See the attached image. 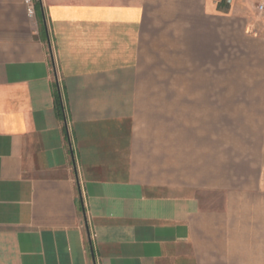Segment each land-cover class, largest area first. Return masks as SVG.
I'll use <instances>...</instances> for the list:
<instances>
[{"label":"crops","instance_id":"crops-1","mask_svg":"<svg viewBox=\"0 0 264 264\" xmlns=\"http://www.w3.org/2000/svg\"><path fill=\"white\" fill-rule=\"evenodd\" d=\"M225 2L180 0L162 26L146 0H33L34 34L24 0H0V264L241 257L245 200L194 198L230 188L226 160L264 163V35ZM161 48L179 50L165 88L144 71Z\"/></svg>","mask_w":264,"mask_h":264},{"label":"rangeland","instance_id":"rangeland-1","mask_svg":"<svg viewBox=\"0 0 264 264\" xmlns=\"http://www.w3.org/2000/svg\"><path fill=\"white\" fill-rule=\"evenodd\" d=\"M128 1L129 3L135 2V0ZM179 2L180 0H177V2H175V0H146V9L150 14H155V16H158V21L162 24V26L169 25L168 20H174V18L169 16L170 14H174V12L176 11V9L173 8V4ZM261 2H264V0H230V2H225V7L228 8L231 6H237L243 14L250 18L254 28L256 29V32L258 34L264 35V16H262L257 9L258 5ZM177 5L178 9L180 10L186 9L183 3ZM150 19H152V17ZM178 24H180L178 25V27H183V20ZM161 38V42L167 41L168 39L167 35L164 36V34L161 35ZM49 39L51 43L52 40L50 36ZM149 53L151 54V58L149 59L150 63L147 61ZM144 54L145 62H147V64H144V71L149 73H152L154 71L160 73L161 87H167L169 73H174L172 71L180 70V66L177 65L179 63V50H176L174 55V50L172 51L168 48H161V50H155V52L152 49L150 51L145 49ZM192 56L199 59L200 51L196 50V52H194ZM230 58L231 54L229 53L227 55L226 53V63L224 66H220V68L224 67L226 79L227 76H229L227 69H229L231 66V64L227 63V60ZM175 60L176 64H173ZM194 65H189L188 67L184 66V71L186 68V71L189 70L188 73L190 75H193V68H198V71L200 73L202 66H200L199 64L198 66ZM206 69L207 66L204 68L203 72H205ZM197 76L201 75L199 74ZM192 79L193 77L190 76L189 81ZM194 82L195 80L192 81L193 84ZM225 87L232 88L231 85L227 84V82L225 83ZM196 114H199V112H197ZM225 134L226 140L227 138H229V135H232L230 133V130H225ZM195 145H199V142L194 143V146ZM225 164L226 168L227 166L229 167V169L232 168V173L228 174V171H226L225 178L226 185L230 188L226 189L225 193H206L201 191H194V198L201 202L202 208L210 211L222 209V205H224L223 202H225L227 208L229 206L227 205V201L239 202L241 200H245L244 203L246 205V209L242 212L245 213L246 216L251 214V217H253L255 215V220H252L251 218L249 223L250 226H240L239 232L231 230L230 233L232 235L229 236L228 240V243L231 246V252L236 249L235 254H240L241 257L237 258L235 255L231 256L229 264H264V163L261 162L259 166L257 164L256 166L249 167V164H247L246 162L235 164L234 162H229L228 160H226ZM248 173H252V176L245 178V176L243 175ZM196 178L198 177L195 176L194 179ZM255 187H257L258 189H255V191L253 192V189ZM260 188L262 190H260ZM254 202H256L257 204V213L255 212V210L253 211L252 208H250L251 210L248 209L249 205L252 206ZM249 227L251 228V230H249Z\"/></svg>","mask_w":264,"mask_h":264},{"label":"built area","instance_id":"built-area-1","mask_svg":"<svg viewBox=\"0 0 264 264\" xmlns=\"http://www.w3.org/2000/svg\"><path fill=\"white\" fill-rule=\"evenodd\" d=\"M229 2V0H227ZM24 3L26 5V12H27V16L30 20L31 26H32V30L33 33L36 34V14H35V10H34V5H33V0H24ZM259 13L264 16V2H261L258 7H257Z\"/></svg>","mask_w":264,"mask_h":264},{"label":"trees","instance_id":"trees-1","mask_svg":"<svg viewBox=\"0 0 264 264\" xmlns=\"http://www.w3.org/2000/svg\"><path fill=\"white\" fill-rule=\"evenodd\" d=\"M58 113H59V116H62V114H61V110L58 109Z\"/></svg>","mask_w":264,"mask_h":264},{"label":"water","instance_id":"water-1","mask_svg":"<svg viewBox=\"0 0 264 264\" xmlns=\"http://www.w3.org/2000/svg\"><path fill=\"white\" fill-rule=\"evenodd\" d=\"M90 243V242H89ZM90 250H92L91 243H90Z\"/></svg>","mask_w":264,"mask_h":264}]
</instances>
